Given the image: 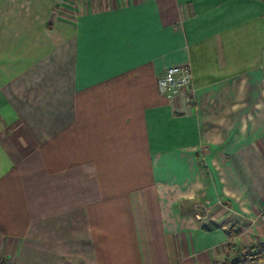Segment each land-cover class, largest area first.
<instances>
[{
    "label": "crops",
    "instance_id": "crops-1",
    "mask_svg": "<svg viewBox=\"0 0 264 264\" xmlns=\"http://www.w3.org/2000/svg\"><path fill=\"white\" fill-rule=\"evenodd\" d=\"M263 208L264 0H0V260L264 264Z\"/></svg>",
    "mask_w": 264,
    "mask_h": 264
},
{
    "label": "built area",
    "instance_id": "built-area-1",
    "mask_svg": "<svg viewBox=\"0 0 264 264\" xmlns=\"http://www.w3.org/2000/svg\"><path fill=\"white\" fill-rule=\"evenodd\" d=\"M192 82V70L188 63L172 64L158 78V89L161 94L169 96L176 91L187 87ZM261 218H264V208L259 213ZM249 247L243 248L242 255L246 254ZM0 264H8L0 260Z\"/></svg>",
    "mask_w": 264,
    "mask_h": 264
},
{
    "label": "trees",
    "instance_id": "trees-1",
    "mask_svg": "<svg viewBox=\"0 0 264 264\" xmlns=\"http://www.w3.org/2000/svg\"><path fill=\"white\" fill-rule=\"evenodd\" d=\"M260 254H263V249L260 246L249 247V250L247 251L246 254L241 255V258L236 259L235 261H233L230 264L244 263V262L249 261L254 255L257 256V255H260ZM226 264H229V262H226Z\"/></svg>",
    "mask_w": 264,
    "mask_h": 264
}]
</instances>
